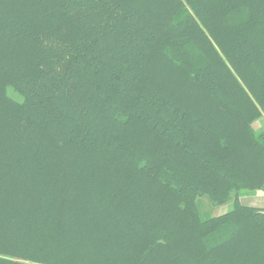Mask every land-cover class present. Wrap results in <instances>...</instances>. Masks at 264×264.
<instances>
[{"label":"trees","instance_id":"trees-1","mask_svg":"<svg viewBox=\"0 0 264 264\" xmlns=\"http://www.w3.org/2000/svg\"><path fill=\"white\" fill-rule=\"evenodd\" d=\"M263 114L264 0H0V264H264Z\"/></svg>","mask_w":264,"mask_h":264},{"label":"crops","instance_id":"crops-1","mask_svg":"<svg viewBox=\"0 0 264 264\" xmlns=\"http://www.w3.org/2000/svg\"><path fill=\"white\" fill-rule=\"evenodd\" d=\"M252 126L253 128H255L256 131L263 130L264 129V114L258 120H256ZM239 203L240 205L244 207L259 209L261 211H264V192L255 191L254 193L242 195L239 197Z\"/></svg>","mask_w":264,"mask_h":264},{"label":"rangeland","instance_id":"rangeland-1","mask_svg":"<svg viewBox=\"0 0 264 264\" xmlns=\"http://www.w3.org/2000/svg\"><path fill=\"white\" fill-rule=\"evenodd\" d=\"M197 208L200 218L204 219L225 213L230 209V204L227 203L221 206H214L210 203L207 196H202L197 199Z\"/></svg>","mask_w":264,"mask_h":264},{"label":"water","instance_id":"water-1","mask_svg":"<svg viewBox=\"0 0 264 264\" xmlns=\"http://www.w3.org/2000/svg\"><path fill=\"white\" fill-rule=\"evenodd\" d=\"M263 214H264V212H263Z\"/></svg>","mask_w":264,"mask_h":264}]
</instances>
